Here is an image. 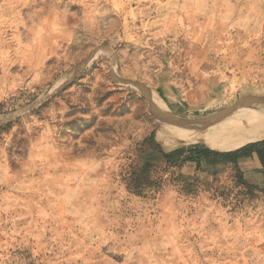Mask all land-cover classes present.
Returning a JSON list of instances; mask_svg holds the SVG:
<instances>
[{"label":"rangeland","instance_id":"1","mask_svg":"<svg viewBox=\"0 0 264 264\" xmlns=\"http://www.w3.org/2000/svg\"><path fill=\"white\" fill-rule=\"evenodd\" d=\"M203 61L211 108L189 72ZM263 94L264 0H0V119L22 112L0 125V264H264L262 168L154 148L235 150L162 136L161 112L199 121Z\"/></svg>","mask_w":264,"mask_h":264},{"label":"bare ground","instance_id":"2","mask_svg":"<svg viewBox=\"0 0 264 264\" xmlns=\"http://www.w3.org/2000/svg\"><path fill=\"white\" fill-rule=\"evenodd\" d=\"M101 51L102 50H96L95 54ZM82 66L63 75L54 85H52V87L50 86L51 88L48 91L46 90L47 93L43 95L48 97L58 92L67 85L74 76H76L78 71H81L80 69ZM39 99L41 100L43 97ZM156 102L165 105L160 98H157ZM234 105L235 106L226 112H218L217 114L210 115L202 120H195L192 122H182L177 116L168 110L162 111L160 119L163 124L160 128V134L164 136L174 131L193 130V132L190 133L184 132V136H181L182 140H179V142L183 143L186 141L183 146L199 142H204L207 145L227 142L231 143L237 140H251L264 135V96L255 97L244 102L241 101L237 105ZM4 119L6 118H1L0 122ZM172 126L176 127L173 129Z\"/></svg>","mask_w":264,"mask_h":264},{"label":"trees","instance_id":"3","mask_svg":"<svg viewBox=\"0 0 264 264\" xmlns=\"http://www.w3.org/2000/svg\"><path fill=\"white\" fill-rule=\"evenodd\" d=\"M11 125L12 123H8L5 126L0 127V129L10 127ZM233 144L235 146L230 147ZM209 146L220 150H235L219 152L213 151L206 145H195L187 149H175L170 152L166 151L158 143L154 145V148L159 151L169 163L173 164L177 162L179 165L195 163L197 168H201V162L203 159L211 157L217 158L225 163H234L236 165H239L245 159L256 157L264 171V135L251 140H241L234 143H217L210 144ZM241 181L246 187L252 188L253 185L247 183L243 177H241Z\"/></svg>","mask_w":264,"mask_h":264},{"label":"crops","instance_id":"4","mask_svg":"<svg viewBox=\"0 0 264 264\" xmlns=\"http://www.w3.org/2000/svg\"><path fill=\"white\" fill-rule=\"evenodd\" d=\"M211 64L210 62H201L200 64H197L196 68H190V76L197 80H203L204 82H209L211 84L212 92H210V98L206 99V103L209 104L208 107H213L215 105V97L213 96V90L216 86L219 85V82L221 81L220 77H216L211 75L209 72L211 70ZM180 88V87H179ZM181 89V88H180ZM175 89L174 83L172 82H164L163 84V91L164 95L166 97L167 102L172 105L176 106L180 110L189 109L190 105H187L189 102L184 97V93L182 89ZM215 95V94H214ZM205 103V104H206ZM194 107V106H193ZM210 107V108H211ZM250 161L254 162L255 168H262L259 160L256 157H252L250 159H245L243 162L248 163Z\"/></svg>","mask_w":264,"mask_h":264},{"label":"water","instance_id":"5","mask_svg":"<svg viewBox=\"0 0 264 264\" xmlns=\"http://www.w3.org/2000/svg\"><path fill=\"white\" fill-rule=\"evenodd\" d=\"M42 104V103H41ZM40 105V104H39ZM38 106V105H37ZM31 107H29L28 109H30ZM26 111V110H24ZM20 113L22 112H17V113H13V114H10V115H6V116H1V117H6L5 120H2L0 122V125L3 123V122H9L10 120H12L13 118H15L16 116H18ZM160 118V117H159Z\"/></svg>","mask_w":264,"mask_h":264}]
</instances>
